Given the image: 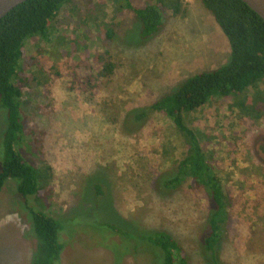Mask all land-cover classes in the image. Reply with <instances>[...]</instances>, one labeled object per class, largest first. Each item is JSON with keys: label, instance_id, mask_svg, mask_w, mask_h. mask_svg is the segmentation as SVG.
<instances>
[{"label": "rangeland", "instance_id": "obj_1", "mask_svg": "<svg viewBox=\"0 0 264 264\" xmlns=\"http://www.w3.org/2000/svg\"><path fill=\"white\" fill-rule=\"evenodd\" d=\"M183 2L187 13L175 16L167 11L161 30L142 39L139 18L123 3L113 13L112 0H73L60 14L64 43L39 37L25 43L27 65H34L32 59L39 53L48 78H39L42 83L33 80L24 92L27 128L45 135L36 139V146L24 142L23 157L37 169L50 166L52 179L42 198L51 213L69 212L71 235L61 264H115L109 250L93 246L103 234L99 223L108 220L128 233L130 227L121 220L167 231L184 248L189 264H205L199 245V236L207 231L204 192L187 183L164 195L153 186L160 173L186 156L184 139L161 113L137 133L123 130L127 112L177 91L189 77L225 65L230 55L227 38L201 1ZM104 18L117 25L111 40H105ZM97 57L111 58L117 69L112 79L102 78L86 90L88 78H96L104 67ZM34 71L40 73L33 66ZM234 100L213 99L193 114V120L187 118V125L207 129L212 139L204 147L212 152V163L232 197L220 249L222 264H264V205L252 206L259 189L264 190L259 153L264 121L245 133ZM97 184L105 192L100 197L95 194ZM30 226L17 185L9 181L0 200V264H31L35 241L26 237ZM136 247L146 249L135 240L118 246V264H147L146 258L123 256Z\"/></svg>", "mask_w": 264, "mask_h": 264}, {"label": "trees", "instance_id": "obj_2", "mask_svg": "<svg viewBox=\"0 0 264 264\" xmlns=\"http://www.w3.org/2000/svg\"><path fill=\"white\" fill-rule=\"evenodd\" d=\"M72 1L27 0L0 21V200L7 183L15 182L18 198L31 224L26 237L35 241L31 264H61L66 239L71 233L67 227L69 212L51 213L49 203L42 198L43 191L48 188L52 179L50 166L37 169L23 157L26 150L24 142L35 145L36 139L45 135L38 128H33L32 132L27 128L28 117L23 111L24 92L32 86L33 80L42 83L39 78H48L45 64L41 62L44 57L38 56L39 53L32 59L34 65L31 68L27 65L25 43L34 37L59 46L62 41L64 43L61 39L63 35L59 34L62 20L60 14L70 9ZM200 1L212 14L229 42L230 55L225 65L189 77L177 91L163 96L149 106L127 112L123 130L127 134L139 132L156 113L164 114L172 120L188 147L186 156L173 169L160 173L153 186L164 195L173 193L187 183L204 192L208 219L207 231L199 236L201 255L205 264H222L220 249L230 218L232 197L216 172L212 152L204 147L212 137L206 132L207 129L199 128L196 131L189 128L187 120H193V114L205 109L213 99L232 98L235 99L233 107L239 110L241 122L246 126L245 133L264 121V19L242 0ZM112 2L113 13H117L115 7L121 2L122 7L139 18L142 39H149L161 30L167 11L175 16L187 13L183 0ZM105 18L102 21V27L108 29L104 34L105 40H111L117 25ZM38 58L41 59L39 62ZM97 58L105 62L104 67L96 78H88L86 90L94 89L102 78L112 79L116 72L117 67L111 58L106 61L102 57ZM33 66L40 73H33ZM31 74L33 78L30 77ZM30 135L33 141H29ZM32 147L28 145L27 149L37 152V148ZM259 153L264 162V142L259 146ZM248 173L256 176L253 170L248 169ZM97 185L95 194L100 197L105 192ZM254 204L257 207L264 205L263 189L257 192V200L252 206ZM121 221L130 227L129 233L109 220L107 223L100 222L103 234H99L97 244L93 245L109 250L115 264L119 260L118 246L131 240L145 245L146 249L139 251L136 247L123 256L143 257L147 264H189L184 248L169 232L148 230L129 221Z\"/></svg>", "mask_w": 264, "mask_h": 264}, {"label": "water", "instance_id": "obj_3", "mask_svg": "<svg viewBox=\"0 0 264 264\" xmlns=\"http://www.w3.org/2000/svg\"><path fill=\"white\" fill-rule=\"evenodd\" d=\"M27 0H0V21ZM264 19V0H242Z\"/></svg>", "mask_w": 264, "mask_h": 264}]
</instances>
